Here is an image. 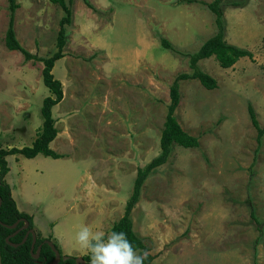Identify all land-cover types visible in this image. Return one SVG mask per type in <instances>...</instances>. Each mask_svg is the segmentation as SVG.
Listing matches in <instances>:
<instances>
[{
	"label": "rangeland",
	"instance_id": "rangeland-1",
	"mask_svg": "<svg viewBox=\"0 0 264 264\" xmlns=\"http://www.w3.org/2000/svg\"><path fill=\"white\" fill-rule=\"evenodd\" d=\"M212 1L68 3L64 57L52 68L64 100L52 108L59 134L50 148L61 158L7 155L4 177L35 235L50 238L62 255L91 257L75 234L83 226L110 233L123 215L137 169L160 152L170 85L191 73L188 55L217 31L205 6ZM15 3L17 41L31 54L50 56L64 12L48 0ZM221 9L224 40L253 57L229 69L213 57L199 61L215 89L179 82L175 116L199 145L173 146L142 185L131 220L146 239L150 264H264V134L257 146L247 112L250 105L264 126V0H223ZM8 21V0H0V147L6 150L32 145L42 100L51 95L42 64L5 47ZM249 207L263 224L260 236Z\"/></svg>",
	"mask_w": 264,
	"mask_h": 264
},
{
	"label": "trees",
	"instance_id": "trees-1",
	"mask_svg": "<svg viewBox=\"0 0 264 264\" xmlns=\"http://www.w3.org/2000/svg\"><path fill=\"white\" fill-rule=\"evenodd\" d=\"M50 3L57 4L64 12V16L59 20V30L55 37V49L50 56L42 58L29 53L21 47L15 37L14 32V11L17 9L15 0H8L9 21L4 35L5 47L10 51L19 52L24 61L33 60L42 64L41 79L43 85L49 90L50 96L42 100L40 114L42 118V125L30 147L2 149L0 147V222L5 225H12L15 222L23 219L28 223L26 229H22L15 235L9 238L12 244H19L13 247L5 242V238L12 235L16 230L23 226V222L19 221L15 229H7L0 225V264H50L55 256L50 247L44 243L50 238H40L35 235V243L33 247V254L36 253L37 247L40 246L39 255L33 258L30 255V246L32 238L28 235L26 241L22 244L25 233L29 229H33V222L30 216L19 212L16 208L10 193V188L5 183L4 177L9 171L5 157L7 155L18 154L24 158L32 159L37 155L50 157L52 159L61 158V155L55 153L50 148V143L54 140L57 134L55 127V119L52 116V108L62 100V86L59 80L55 79L52 74L54 63L64 57L63 48L66 44V27L71 23V9L65 0H48ZM223 0H213L205 4L207 9L215 16V24L217 31L202 43L200 48L188 55V66L191 70L190 74H179L169 87L170 102L166 109V114L163 122L162 131L159 139V154L152 158L143 168H138L133 182V187L129 198L127 199L123 215L115 221L110 232H125L128 239L138 253H146L144 264H150L152 256L149 254V247L146 244V239L139 236L134 230L131 220V213L135 205L138 203L140 192L144 181L154 170L168 160L173 146H179L184 149L196 148L199 145L198 138L190 135L182 129L178 123L175 110L179 103V82L181 80H196L199 84L207 89H215L217 84L213 77L205 73L198 67V62L204 59L213 57L217 65L221 69L231 68L239 59L248 58L252 60V53L244 48H239L231 45L224 40V27L222 24L221 4ZM232 5L237 2H231ZM167 46V45H166ZM169 47V46H168ZM247 112L251 125L256 131V143L260 144L262 135L264 134V126L260 127L255 117L254 110L250 105L247 106ZM250 218L256 223L259 236L262 235V222H259L255 216L252 207H249ZM259 238H257L258 240ZM55 249L63 256L58 249V246L53 243ZM85 264H91L90 256L82 257ZM56 264H76L74 257H69L66 260L60 259Z\"/></svg>",
	"mask_w": 264,
	"mask_h": 264
},
{
	"label": "clouds",
	"instance_id": "clouds-1",
	"mask_svg": "<svg viewBox=\"0 0 264 264\" xmlns=\"http://www.w3.org/2000/svg\"><path fill=\"white\" fill-rule=\"evenodd\" d=\"M75 244L91 255V264H144L146 253H138L125 232L93 231L83 226L75 234Z\"/></svg>",
	"mask_w": 264,
	"mask_h": 264
},
{
	"label": "water",
	"instance_id": "water-1",
	"mask_svg": "<svg viewBox=\"0 0 264 264\" xmlns=\"http://www.w3.org/2000/svg\"><path fill=\"white\" fill-rule=\"evenodd\" d=\"M19 221H22V222H23V226L20 227L18 230H16L12 235H10V236H8V237L5 238V242L8 243L9 245L13 246V247H17V245H19V244H12V243H10V242H9V238H10L11 236L15 235V234H16L17 232H19L20 230H22V229H26L27 226H28V223H27L25 220L21 219V220H19ZM19 221L15 222L14 224L9 225V226H8V225H5V224H2V223L0 222V225L3 226V227H5V228H7V229H15L16 226H17V224L19 223ZM28 235H30L31 238H32V243H31L30 251H29V252H30V255H31L33 258H37L38 255H39L40 246L37 247L36 253L33 254L32 252H33V247H34V243H35V232H34L33 229H29V230L26 231V233H25V235H24L22 241L20 242V244H22V243H24V242L26 241ZM44 243L47 244V245L50 247V249L54 252V256H55V258H54V260H53L50 264H56V263L59 262L60 259H62V260H66V259L69 258V256H67V255H63V256H61V255L59 254V252L55 249L53 243H51L49 240H45ZM75 263H76V264H85V262L83 261L82 258L75 259Z\"/></svg>",
	"mask_w": 264,
	"mask_h": 264
},
{
	"label": "crops",
	"instance_id": "crops-1",
	"mask_svg": "<svg viewBox=\"0 0 264 264\" xmlns=\"http://www.w3.org/2000/svg\"><path fill=\"white\" fill-rule=\"evenodd\" d=\"M61 83V82H60ZM63 94V93H62ZM62 100H64V96H62ZM60 103H62V101H60L58 104H60ZM57 104V105H58ZM52 116H53V118H54V113H52ZM55 119V118H54ZM58 134H59V132H58V130H57V134H56V137L54 138V140L50 143V147L52 148L53 146H54V149H55V140H56V138L58 137ZM54 151V150H53ZM55 153H57L58 154V152H56V150L54 151ZM60 153V152H59ZM60 155V154H59ZM16 164H21L20 163V161L19 162H16ZM18 165V166H19ZM32 218V217H31ZM87 222H90V220L89 221H87ZM113 224V223H112ZM112 226V225H111ZM111 228V227H110ZM93 231H95V229H94V227H93ZM42 233V232H41ZM52 239H54V240H57L54 236L52 237ZM70 257V256H69Z\"/></svg>",
	"mask_w": 264,
	"mask_h": 264
}]
</instances>
